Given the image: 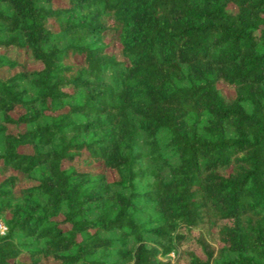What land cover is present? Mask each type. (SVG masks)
Segmentation results:
<instances>
[{
    "label": "trees",
    "instance_id": "16d2710c",
    "mask_svg": "<svg viewBox=\"0 0 264 264\" xmlns=\"http://www.w3.org/2000/svg\"><path fill=\"white\" fill-rule=\"evenodd\" d=\"M0 220V264H264V0H0Z\"/></svg>",
    "mask_w": 264,
    "mask_h": 264
},
{
    "label": "rangeland",
    "instance_id": "374dc122",
    "mask_svg": "<svg viewBox=\"0 0 264 264\" xmlns=\"http://www.w3.org/2000/svg\"><path fill=\"white\" fill-rule=\"evenodd\" d=\"M24 62L26 64V66L29 67V68L38 67L39 66V64L34 63L31 60H29V61L25 60ZM221 89H222V92L224 94H226V95L227 94H233L232 93V89H228V88H226L223 85H221ZM228 171L229 170H226V169L223 170L224 173H226ZM182 230H183L182 232H184L185 234H187L184 229H182ZM192 233L195 234V232H192V231L187 234L186 238L182 242V246L180 247L181 249H184V250L195 249V250H197V247L195 246V244L193 242V239L191 238V234ZM169 256H170V259L172 260V262H174L175 264H185L184 263V258H183V260H181V259H179V261L177 260V257H178L177 256V252H171ZM177 261H178V263H177Z\"/></svg>",
    "mask_w": 264,
    "mask_h": 264
},
{
    "label": "built area",
    "instance_id": "2783aa9c",
    "mask_svg": "<svg viewBox=\"0 0 264 264\" xmlns=\"http://www.w3.org/2000/svg\"><path fill=\"white\" fill-rule=\"evenodd\" d=\"M6 231L5 224L0 220V235H3Z\"/></svg>",
    "mask_w": 264,
    "mask_h": 264
}]
</instances>
